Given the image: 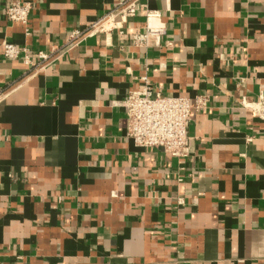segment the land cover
<instances>
[{
  "label": "crops",
  "instance_id": "obj_1",
  "mask_svg": "<svg viewBox=\"0 0 264 264\" xmlns=\"http://www.w3.org/2000/svg\"><path fill=\"white\" fill-rule=\"evenodd\" d=\"M18 1L28 32L5 15ZM126 1L0 0V264H264V0H142L160 17L122 20ZM3 41L59 59L9 60ZM146 74L209 99L186 158L128 138Z\"/></svg>",
  "mask_w": 264,
  "mask_h": 264
},
{
  "label": "built area",
  "instance_id": "obj_2",
  "mask_svg": "<svg viewBox=\"0 0 264 264\" xmlns=\"http://www.w3.org/2000/svg\"><path fill=\"white\" fill-rule=\"evenodd\" d=\"M142 0H127L121 5L118 15L122 20L134 17L145 9L146 16L160 17L159 12H152L146 5H140ZM32 5L18 1L7 7L5 15L8 21L23 25L28 32ZM113 16V15H112ZM115 16V15H114ZM103 20L91 27L89 31L74 30L68 37V49H74L89 37L105 32ZM161 30L147 28L145 33L135 34L132 42L137 47L148 48L150 38L157 36ZM2 54L9 60H21L29 66H39L41 69L51 66L57 60L44 52L36 54L39 64L31 59V51L27 46H17L9 41H3ZM61 57V56H59ZM141 86L128 93L122 107L125 110L128 138L135 146L144 149H162L173 158L188 157L190 142L189 124L194 111L204 110L209 102L208 97L198 96L193 105L188 98L167 96L156 88L146 74L141 78ZM253 112L264 122V99L253 104Z\"/></svg>",
  "mask_w": 264,
  "mask_h": 264
}]
</instances>
